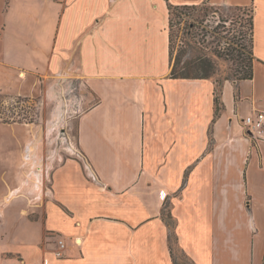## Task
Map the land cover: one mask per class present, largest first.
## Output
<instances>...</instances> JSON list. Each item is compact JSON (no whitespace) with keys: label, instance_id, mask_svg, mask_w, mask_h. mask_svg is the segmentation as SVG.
<instances>
[{"label":"crops","instance_id":"crops-1","mask_svg":"<svg viewBox=\"0 0 264 264\" xmlns=\"http://www.w3.org/2000/svg\"><path fill=\"white\" fill-rule=\"evenodd\" d=\"M167 3L252 8V77H171ZM40 93L75 141L43 163L38 126L0 120V264H174L163 210L192 264H264V139L243 125L264 111V0H0V98Z\"/></svg>","mask_w":264,"mask_h":264},{"label":"rangeland","instance_id":"rangeland-1","mask_svg":"<svg viewBox=\"0 0 264 264\" xmlns=\"http://www.w3.org/2000/svg\"><path fill=\"white\" fill-rule=\"evenodd\" d=\"M250 14L251 11L247 7L234 8L227 5L204 4L177 8L172 14L167 8V29L169 32V27L171 28L173 40L171 64L178 57L182 63L190 56H199L212 63V69L206 70L205 73L214 79L217 85L225 79H239L251 57ZM196 63H200V60ZM200 72L202 73L201 70ZM64 105L65 101L48 99L42 93L15 98L1 97L0 120L33 123L34 127L37 125L39 130L37 136L42 141L38 155L42 162L46 163L45 161L52 154L60 153L65 158V155L69 154L65 150L68 143L72 145L75 141L74 116L76 113L67 111ZM62 107L66 110L63 117ZM58 109H60V119L53 125ZM50 120L52 121L46 132L45 129ZM50 127H52L51 130L57 128L51 132ZM58 162L55 158L53 166ZM28 171L29 165H24L22 178L28 174ZM27 180L29 181L21 190L18 199L13 198V200L21 202V209H23L21 215L32 219L39 214L33 213L30 205L37 201L36 193L32 190L33 178L27 177ZM174 249L180 264H191L175 244Z\"/></svg>","mask_w":264,"mask_h":264},{"label":"trees","instance_id":"trees-1","mask_svg":"<svg viewBox=\"0 0 264 264\" xmlns=\"http://www.w3.org/2000/svg\"><path fill=\"white\" fill-rule=\"evenodd\" d=\"M204 5V4H203ZM196 5L188 6V5H182V6H175L167 3V8L168 10L172 13L177 8H189V7H194ZM199 6V5H197ZM229 7H234V8H241L240 6H229ZM251 11L250 14V40H251V57L249 59L248 64L245 65V69L242 70L241 76L239 79H249L252 77V61H253V56H252V8H249ZM169 50H170V55H172L171 50H172V31L171 28L169 27ZM184 54V51H183ZM200 63H196V61H199ZM213 65L210 61L205 60L204 58H201L199 56H190L187 58L186 61H183L181 63L179 57L176 59L172 64H171V69H170V76L175 77V78H210L209 75L205 73L206 70L212 69ZM202 71V73L200 72ZM219 85H217L215 89V93L218 94L219 92ZM215 94V115H217L220 111V105L217 100V96ZM162 217L165 220V222L168 224L170 228V233H169V248L171 252V256L173 259L174 264H180L179 262V257L176 255V251L174 249V244L177 246L176 243V236L174 234L173 228H174V219L169 211L163 210L162 211ZM172 220V221H171ZM178 247V246H177ZM179 248V247H178ZM182 254L187 258V256L182 252ZM192 264V263H191Z\"/></svg>","mask_w":264,"mask_h":264},{"label":"built area","instance_id":"built-area-1","mask_svg":"<svg viewBox=\"0 0 264 264\" xmlns=\"http://www.w3.org/2000/svg\"><path fill=\"white\" fill-rule=\"evenodd\" d=\"M243 125L254 137L264 139V111L258 110L243 119ZM66 246L65 239L60 237L56 242L55 255L60 256Z\"/></svg>","mask_w":264,"mask_h":264},{"label":"bare ground","instance_id":"bare-ground-1","mask_svg":"<svg viewBox=\"0 0 264 264\" xmlns=\"http://www.w3.org/2000/svg\"><path fill=\"white\" fill-rule=\"evenodd\" d=\"M60 109H58V112H57V114H56V117H55V119H54V121H53V125H54V122H58V120L60 119ZM52 125V126H53ZM49 130H51V128H49ZM40 137H38L37 136V140H40L39 139ZM36 142V141H35ZM34 148H35V144H32V145H30L29 146V148H28V150H27V157H30L31 156V153L34 151ZM36 174L38 175V176H40V173L39 172H36Z\"/></svg>","mask_w":264,"mask_h":264}]
</instances>
